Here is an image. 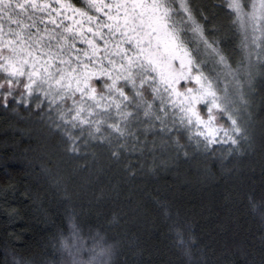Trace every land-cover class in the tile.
<instances>
[{
	"label": "trees",
	"instance_id": "obj_1",
	"mask_svg": "<svg viewBox=\"0 0 264 264\" xmlns=\"http://www.w3.org/2000/svg\"><path fill=\"white\" fill-rule=\"evenodd\" d=\"M187 4L236 67L243 37L224 0ZM201 67L215 75L211 63ZM259 71L238 116L249 137L239 149L229 142L204 150L175 132L184 146L178 150L166 136L137 132L147 142L119 161L92 140L71 153L49 120L55 105L49 111L44 100L37 108L18 93L7 105L0 99V264L64 259L59 240L73 223L85 239L90 229L101 232L113 245L112 264H264V67Z\"/></svg>",
	"mask_w": 264,
	"mask_h": 264
},
{
	"label": "snow or ice",
	"instance_id": "obj_2",
	"mask_svg": "<svg viewBox=\"0 0 264 264\" xmlns=\"http://www.w3.org/2000/svg\"><path fill=\"white\" fill-rule=\"evenodd\" d=\"M78 2L82 6L0 0L5 105L14 93L37 108L47 100L56 112L49 120L69 152L79 153L81 142L87 147L92 140L107 145L117 161L124 151L142 150L147 141L137 132L166 136L178 150L184 146L175 132L204 150L229 142L239 149L249 139L238 120L247 104L240 77L251 85L256 66L264 67V0H224L243 37L244 57L236 67L205 34L187 0ZM209 63L211 78L201 67ZM59 243L65 258L54 264H112L113 245L98 230L85 239L73 223Z\"/></svg>",
	"mask_w": 264,
	"mask_h": 264
},
{
	"label": "rangeland",
	"instance_id": "obj_3",
	"mask_svg": "<svg viewBox=\"0 0 264 264\" xmlns=\"http://www.w3.org/2000/svg\"><path fill=\"white\" fill-rule=\"evenodd\" d=\"M253 59H255V57H253ZM260 65H257L256 66V70L253 72V79H252V83L251 85H249L246 81H247V77L246 76H241L240 79L241 81L244 83V88H243V91H244V98L245 100L247 101V105L249 104L248 102H251V99H250V96L248 95V92L250 93L251 92V89L254 85V83L256 82V79L258 78L259 74H260ZM229 91H233V88L230 87L229 88ZM245 105V106H247ZM242 113L243 115V106H240V114Z\"/></svg>",
	"mask_w": 264,
	"mask_h": 264
}]
</instances>
